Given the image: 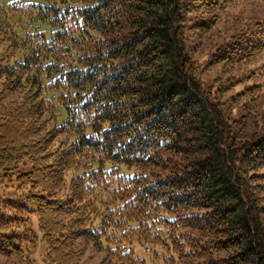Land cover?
I'll return each instance as SVG.
<instances>
[{
	"label": "trees",
	"instance_id": "16d2710c",
	"mask_svg": "<svg viewBox=\"0 0 264 264\" xmlns=\"http://www.w3.org/2000/svg\"><path fill=\"white\" fill-rule=\"evenodd\" d=\"M236 1L0 3V168L29 193L0 210V255L33 264L34 212L46 264H86L80 241L113 264H264L259 103L229 107L259 84L228 100L236 81L205 76L264 52V21L204 47Z\"/></svg>",
	"mask_w": 264,
	"mask_h": 264
},
{
	"label": "rangeland",
	"instance_id": "374dc122",
	"mask_svg": "<svg viewBox=\"0 0 264 264\" xmlns=\"http://www.w3.org/2000/svg\"><path fill=\"white\" fill-rule=\"evenodd\" d=\"M13 0H0L3 5H8ZM23 1H40V0H23ZM213 18L215 13L217 14V22L214 24L211 31L206 35V39L203 41L204 47L209 48L207 44L213 40L214 47L223 38H230L233 33L244 30L245 27L254 25L257 22L264 21V0H238L232 4L226 5L223 9L213 10ZM222 36V37H221ZM4 47L0 46V55L3 52ZM214 49V48H213ZM208 55H204L203 58ZM247 60L243 64L235 65L232 68H227L222 63L209 66L205 68V76L218 78L220 76H231L237 83L234 88L226 94L228 100L232 95L236 96L237 93L247 89L253 84H259V90L251 93L248 97H242L238 99H230V111L232 114L238 116L242 113L241 105L246 101L252 100L259 103L255 107L257 114V120L259 126H264V52L254 58H246ZM258 98L255 99V97ZM238 96V95H237ZM239 97V96H238ZM254 99V100H253ZM234 100V101H233ZM257 105V104H256ZM31 167V163L27 162V165L21 166L20 171L28 170ZM121 171L127 175H133L138 172L135 167H127L126 165H120ZM18 173L12 175L5 174V171L0 168V210L3 212L11 213L13 211L12 205L8 202L9 199L23 201L27 200L28 188L21 187L17 180ZM71 174L69 175V179ZM30 218L33 221V229L38 235L37 241L31 245V257L33 264H46L44 256L46 253V244L41 239V232L38 227L37 218L34 212H28ZM81 253V263L86 264H113L108 258H106L103 251L98 250L92 244H86L80 241L75 246ZM137 254L141 258L147 259L149 262L152 260L148 256V252H142L141 249H137ZM15 259L7 256L0 255V264H14Z\"/></svg>",
	"mask_w": 264,
	"mask_h": 264
}]
</instances>
